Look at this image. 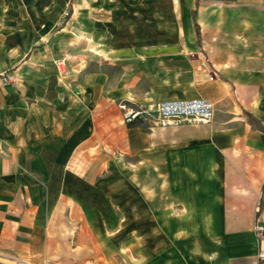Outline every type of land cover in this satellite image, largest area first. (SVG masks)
<instances>
[{"label":"crops","instance_id":"0c3cea01","mask_svg":"<svg viewBox=\"0 0 264 264\" xmlns=\"http://www.w3.org/2000/svg\"><path fill=\"white\" fill-rule=\"evenodd\" d=\"M150 2L85 65L0 88V264H264V0ZM195 97L209 123L158 125Z\"/></svg>","mask_w":264,"mask_h":264},{"label":"rangeland","instance_id":"374dc122","mask_svg":"<svg viewBox=\"0 0 264 264\" xmlns=\"http://www.w3.org/2000/svg\"><path fill=\"white\" fill-rule=\"evenodd\" d=\"M161 1L159 8L165 10ZM150 3L0 0V88L21 96L28 79L38 83L40 78L85 65L88 51L113 40L112 32L146 29Z\"/></svg>","mask_w":264,"mask_h":264},{"label":"built area","instance_id":"2783aa9c","mask_svg":"<svg viewBox=\"0 0 264 264\" xmlns=\"http://www.w3.org/2000/svg\"><path fill=\"white\" fill-rule=\"evenodd\" d=\"M156 121L159 126L172 123H209L213 116V107L209 100L195 97L187 99L166 100L156 106ZM143 110L130 111L124 117L125 122H130L144 114ZM254 235L258 243H264V226L254 224ZM258 258L264 259V249L260 248Z\"/></svg>","mask_w":264,"mask_h":264},{"label":"trees","instance_id":"16d2710c","mask_svg":"<svg viewBox=\"0 0 264 264\" xmlns=\"http://www.w3.org/2000/svg\"><path fill=\"white\" fill-rule=\"evenodd\" d=\"M193 13H194V11H192V20H194V14ZM193 26H194L196 37L198 39V35H199L198 25L195 22H193ZM262 202H263V200H262ZM262 202L260 203V206H261Z\"/></svg>","mask_w":264,"mask_h":264}]
</instances>
